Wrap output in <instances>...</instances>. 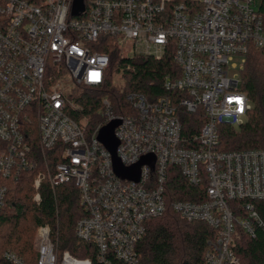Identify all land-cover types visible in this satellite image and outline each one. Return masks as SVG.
Returning a JSON list of instances; mask_svg holds the SVG:
<instances>
[{
  "label": "built area",
  "instance_id": "2783aa9c",
  "mask_svg": "<svg viewBox=\"0 0 264 264\" xmlns=\"http://www.w3.org/2000/svg\"><path fill=\"white\" fill-rule=\"evenodd\" d=\"M188 1L81 0L75 14L77 0H0V215L9 182L24 173L37 171L38 204L43 182L53 192L72 183L85 212L76 237L94 245L98 264H138V245L148 222L166 212L168 178L176 170L188 186L206 187L196 193L201 201L172 203L183 220L214 230L206 264H241L233 249L237 228L252 238L264 230L253 203L264 200V148L221 151L218 126L248 119L252 105L241 73L253 47L264 51V19L258 0ZM111 45L122 59L160 60L172 51L180 76L164 78L168 95L129 94L133 113H115L104 97L92 123L76 91L108 81L112 60L101 49ZM130 69L120 67L112 82ZM188 116L195 118L192 134ZM114 121H121L115 137L122 165L147 159L138 181L115 173L98 138ZM36 253V264H93L59 253L48 225L38 228ZM3 259L26 264L10 251Z\"/></svg>",
  "mask_w": 264,
  "mask_h": 264
},
{
  "label": "trees",
  "instance_id": "16d2710c",
  "mask_svg": "<svg viewBox=\"0 0 264 264\" xmlns=\"http://www.w3.org/2000/svg\"><path fill=\"white\" fill-rule=\"evenodd\" d=\"M258 1L264 19V0ZM101 50L111 57L110 77L102 87L85 88L76 100L83 108L82 115L90 118L92 123L99 120L97 111L104 97L112 101L115 113H133L129 94L139 93L150 100L168 95L163 87L164 78L167 75L180 76L172 51L156 60L142 54L122 59L120 49L114 45ZM128 65L131 69L119 79L121 84H114V73ZM241 91L248 96L252 108L243 125L218 126L220 150L224 152L264 148V51L253 47L247 55L241 73ZM72 116L75 120L81 118L78 114ZM191 121L195 118L188 116L185 129L190 134L196 132L189 130ZM173 171L166 189L167 210L163 216L148 222L145 237L138 245V264H206L208 242L213 239L214 230L201 222L189 223L172 209V203L177 200L201 201L196 193H204L206 187L192 188L178 171ZM36 175L37 171L24 173L18 181L9 182L6 205L0 215V264H8L3 259L7 251L15 253L26 264H36L35 233L43 225L51 228L59 253L69 252L76 258H90L93 264H98L94 245L79 240L75 234L77 222L85 216L78 189L69 183L53 192L45 181L39 190L41 201L37 204L33 201ZM253 203L264 223V200ZM234 240L233 249L241 264H264L262 228L253 238L237 228ZM114 264L123 263L114 260Z\"/></svg>",
  "mask_w": 264,
  "mask_h": 264
},
{
  "label": "water",
  "instance_id": "95a60500",
  "mask_svg": "<svg viewBox=\"0 0 264 264\" xmlns=\"http://www.w3.org/2000/svg\"><path fill=\"white\" fill-rule=\"evenodd\" d=\"M83 6L81 0H77L76 7L74 10L75 14H78L82 11ZM121 124V121H114L109 125L103 127L99 133L100 142L108 149L113 157V167L115 173L123 178L138 181L140 177V168L147 161L146 158H143L142 161L134 167L125 168L120 159L117 157V149L119 146V141L115 137V129Z\"/></svg>",
  "mask_w": 264,
  "mask_h": 264
},
{
  "label": "snow or ice",
  "instance_id": "6c2138e0",
  "mask_svg": "<svg viewBox=\"0 0 264 264\" xmlns=\"http://www.w3.org/2000/svg\"><path fill=\"white\" fill-rule=\"evenodd\" d=\"M92 77H93V79H98L99 74H98V73H93V74H92ZM230 102H231V101H230ZM236 103H238V104L241 105V108H240L239 110L242 111V110H243V107H242V105H243V101H242V99H240V98H236Z\"/></svg>",
  "mask_w": 264,
  "mask_h": 264
},
{
  "label": "rangeland",
  "instance_id": "374dc122",
  "mask_svg": "<svg viewBox=\"0 0 264 264\" xmlns=\"http://www.w3.org/2000/svg\"><path fill=\"white\" fill-rule=\"evenodd\" d=\"M126 56H129V54L127 53L126 54ZM120 81V80H119ZM119 81H117V84H121V81L119 82ZM77 92V94L79 93H82V91H76ZM99 119H100V116H99ZM35 195H36V193H35ZM35 195H34V197H33V201L35 202V203H37L36 201H35ZM38 204V203H37ZM38 231V230H37ZM37 231H36V239H37ZM35 246H37V243H36V241H35ZM36 248V247H35Z\"/></svg>",
  "mask_w": 264,
  "mask_h": 264
}]
</instances>
